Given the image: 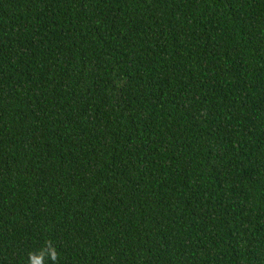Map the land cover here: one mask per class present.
Segmentation results:
<instances>
[{
  "label": "trees",
  "instance_id": "1",
  "mask_svg": "<svg viewBox=\"0 0 264 264\" xmlns=\"http://www.w3.org/2000/svg\"><path fill=\"white\" fill-rule=\"evenodd\" d=\"M0 264H264V0H0Z\"/></svg>",
  "mask_w": 264,
  "mask_h": 264
}]
</instances>
